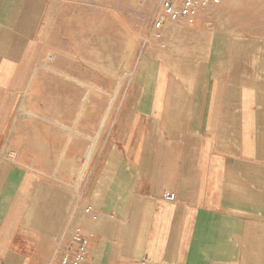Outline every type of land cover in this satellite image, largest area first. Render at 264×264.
<instances>
[{
	"label": "crops",
	"instance_id": "0c3cea01",
	"mask_svg": "<svg viewBox=\"0 0 264 264\" xmlns=\"http://www.w3.org/2000/svg\"><path fill=\"white\" fill-rule=\"evenodd\" d=\"M50 2L0 0V264H264V34L222 2L144 44L110 119L118 90L73 117L39 94Z\"/></svg>",
	"mask_w": 264,
	"mask_h": 264
},
{
	"label": "rangeland",
	"instance_id": "374dc122",
	"mask_svg": "<svg viewBox=\"0 0 264 264\" xmlns=\"http://www.w3.org/2000/svg\"><path fill=\"white\" fill-rule=\"evenodd\" d=\"M160 2L51 0L49 22L43 25V54L39 61V94L55 97L44 103L48 110L67 107V102L64 105L56 100L58 96L71 99L73 117L79 113L83 101L87 108L105 105L108 109L111 94L118 90L110 119L128 91L133 67L142 56L144 44L149 45L157 32L177 25L156 27ZM222 2L213 14L225 28L264 34V0ZM89 86L95 87L92 95ZM95 107L87 110L92 120L97 118ZM95 137L92 135L91 139Z\"/></svg>",
	"mask_w": 264,
	"mask_h": 264
},
{
	"label": "built area",
	"instance_id": "2783aa9c",
	"mask_svg": "<svg viewBox=\"0 0 264 264\" xmlns=\"http://www.w3.org/2000/svg\"><path fill=\"white\" fill-rule=\"evenodd\" d=\"M139 4H145L148 0H135ZM223 0H161L156 14V27L162 28L166 24L175 25L182 22L193 23L202 12L212 11ZM174 194H167L166 200L174 201ZM63 264H68L65 257ZM74 264H82V257L78 256Z\"/></svg>",
	"mask_w": 264,
	"mask_h": 264
},
{
	"label": "bare ground",
	"instance_id": "6f19581e",
	"mask_svg": "<svg viewBox=\"0 0 264 264\" xmlns=\"http://www.w3.org/2000/svg\"><path fill=\"white\" fill-rule=\"evenodd\" d=\"M83 177H84V175H81V176L79 177V180H81ZM74 188H75L76 192L79 191V185H77V184L74 185Z\"/></svg>",
	"mask_w": 264,
	"mask_h": 264
}]
</instances>
